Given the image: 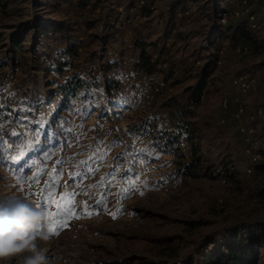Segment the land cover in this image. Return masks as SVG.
Returning a JSON list of instances; mask_svg holds the SVG:
<instances>
[{"label":"rangeland","instance_id":"rangeland-1","mask_svg":"<svg viewBox=\"0 0 264 264\" xmlns=\"http://www.w3.org/2000/svg\"><path fill=\"white\" fill-rule=\"evenodd\" d=\"M170 1L103 0L91 7L86 16L96 21L89 27L83 21L79 23L75 38L80 43L79 56L73 66L57 76L55 71L45 74L42 69L57 58L58 45L37 60L30 49L36 44V22L53 19L57 12L45 8L43 0H3L7 9L0 7V31L6 42L14 30L24 32L25 40L13 52L14 63L7 59V47H0V107L9 116L0 119V137L12 145L11 149L0 145V200L20 197L34 206L39 201V209L45 213L40 191L44 189L47 194L45 185L55 168L59 176L56 197L65 191L74 193L75 211L80 216L68 220L66 227L57 225L52 234L46 220L42 231L48 239L38 240V244L47 264H120L130 258L135 260L133 264H143L188 256L198 263L214 242L221 243L225 228L245 220L264 219V170L250 175L244 172L249 157L239 128L252 122L248 113L235 116L239 105H245L248 111L254 106L264 107V49L261 53L251 49L245 54L237 50L243 44L223 42L213 55L217 66L201 103L187 116L205 166L213 173L228 166L233 177L211 176L204 170L198 177L183 176L177 171L178 161L190 159V145L183 144L182 159L159 153L154 147L159 141L158 128H170L171 124L170 112L160 105L161 101L179 96L183 86L194 80L173 86L171 81H163L160 72L145 78L139 65L141 42H147V52L153 59L164 43L171 48V60L190 64L196 72L205 61L195 62L191 51L205 41L194 34L204 32L215 15L209 1L204 0L171 19ZM220 2L232 11L242 0ZM247 2L251 12L264 16V0ZM111 9L115 13L105 15ZM177 31L188 34V41L178 40L172 46ZM251 32L264 41L262 28ZM207 54L204 49L200 58ZM38 63L41 69L36 67ZM75 72L85 79V89L58 112L64 100L56 95L51 103L46 102V82L58 77L61 83L67 74ZM243 73L255 79V87L246 93L231 83L234 76ZM106 80L120 84L112 85L111 92L106 93ZM225 98L229 99L226 109L222 104ZM147 119L151 123L143 128ZM254 125L264 138L263 118ZM13 131L20 135L12 136ZM26 140H38V150L12 162L9 156L18 154L19 144ZM45 151L50 158H45ZM38 171L39 177L33 179ZM85 204L91 215L85 213ZM47 210L57 209L51 205ZM23 255L0 264H20Z\"/></svg>","mask_w":264,"mask_h":264},{"label":"trees","instance_id":"trees-1","mask_svg":"<svg viewBox=\"0 0 264 264\" xmlns=\"http://www.w3.org/2000/svg\"><path fill=\"white\" fill-rule=\"evenodd\" d=\"M102 1L43 0L42 4L45 8L51 9L52 13L57 12V14L53 19L44 18L36 22L35 27L38 29L37 37H35L36 44L31 46L30 49L34 54V60H37L41 54L50 53L54 44L58 45L57 58L54 62L47 63L45 68L42 69L45 74L55 71L57 76H59L67 71V66H73L74 59L79 56L78 47L80 43L75 39L80 31L81 26L79 23L83 21L88 27L92 26L96 20L88 18L86 12L98 3H102ZM203 1L171 0L168 3L170 18L174 19L179 11L182 13L187 11L191 4L199 5ZM208 1L214 9L215 15H212L204 32L194 34L195 37L201 35L205 41L203 45L196 46L191 51V56H196L195 62L205 61L196 72H193L194 70L190 64L171 60V48L164 43L158 47L156 59H153L152 55L147 52V42L142 41L139 65L144 76L151 77L155 72H160L163 74V81H171L173 86H182L185 82L191 79L194 80L187 86H183L179 96L164 98L161 101L160 105L168 108L170 112L169 122L171 124L170 128L166 126L158 128L159 141L154 143L155 149L159 153L174 154L178 159H182L185 158V154L181 150L182 146L183 144H189L190 159L178 161L180 166L177 171L180 174L198 177L201 171L204 170V173L211 176L223 174L233 177L228 166L223 165L214 173L210 172L211 170L207 168L208 166H205L203 156L200 155V146L195 142L196 134L189 124L187 116L193 114L195 107L201 103L209 78L217 66V58H214L213 55L220 51L223 42H229L231 45L243 44L251 47L255 53H261L264 49V41L251 32L246 17L231 18L227 25H223L219 20L218 13L226 8L221 6L220 0ZM0 7L3 11H6L7 4L0 0ZM62 7L65 8L61 9ZM111 13H115V10L105 11L107 16H112L113 14ZM166 27L169 29L168 32H171L172 28L169 25ZM24 34V32L14 30L9 35V42L7 43L4 33L0 31V47H7L5 53L7 59H11L12 63L15 62V54L13 52L22 47L25 40ZM188 37L189 35L184 32H175L172 46L178 40L188 41ZM204 49L208 50L207 57L200 58ZM1 65L2 63H0ZM36 67L41 69V64L38 63ZM94 77H96V74ZM150 82L152 85L155 84L153 80ZM97 83L99 84L100 81H97ZM119 84L120 82L117 80H106L103 88L106 93H110L112 85ZM46 85L48 87L46 102L51 103L56 95H61L64 100L57 109L59 112L66 107L64 105L68 103L69 99H73L79 94L82 95L86 81L78 72H75L67 74L61 83L58 82V77L48 79ZM6 113V110L0 107V119H9ZM150 123V119L144 120L143 128ZM256 170H264V167L257 166ZM222 237L221 243L217 244L214 242L212 250L209 251L207 249L198 263H196L193 256H188L183 260H148L144 261L143 264H264V219H250L232 224L224 229ZM134 261V259L130 258L120 264H133Z\"/></svg>","mask_w":264,"mask_h":264},{"label":"clouds","instance_id":"clouds-1","mask_svg":"<svg viewBox=\"0 0 264 264\" xmlns=\"http://www.w3.org/2000/svg\"><path fill=\"white\" fill-rule=\"evenodd\" d=\"M45 224V213L27 199L0 200V261L24 254L20 264H47L38 244L48 239L42 231Z\"/></svg>","mask_w":264,"mask_h":264},{"label":"built area","instance_id":"built-area-1","mask_svg":"<svg viewBox=\"0 0 264 264\" xmlns=\"http://www.w3.org/2000/svg\"><path fill=\"white\" fill-rule=\"evenodd\" d=\"M218 15L223 25H227L231 18L246 17L251 31H256L260 28L264 30V17L251 12L248 8L247 0H242L241 5L232 11L228 10V8L223 9ZM223 49L221 50L222 52ZM237 50L245 54L251 52V48L246 45L238 46ZM144 77L147 78L146 76ZM231 83L242 93H246L255 87V79L248 73L234 76L231 79ZM222 104L225 109L228 108L229 99L225 98ZM246 108L245 105L237 106L235 116L240 117L248 113V118L252 122L239 128L240 133L243 135V141L247 145L246 152L249 157V163L245 166L244 172L246 175H250L255 172L257 166L264 167V138L258 135L256 126L254 125V122L258 118H263L264 120V107L254 106L249 111Z\"/></svg>","mask_w":264,"mask_h":264},{"label":"snow or ice","instance_id":"snow-or-ice-1","mask_svg":"<svg viewBox=\"0 0 264 264\" xmlns=\"http://www.w3.org/2000/svg\"><path fill=\"white\" fill-rule=\"evenodd\" d=\"M3 125L0 124V131H2ZM12 136H19L20 134L13 131L11 133ZM0 145H7L8 149L12 148V145H8L7 141L3 139V137H0ZM39 148V141L37 140L35 143H33L31 140H26L24 143L19 144V151L16 155H10L9 159L12 162H17L22 160L25 156L29 154V152L37 151ZM2 154V153H0ZM45 158H50L47 151L43 153ZM59 163V162H58ZM81 164L87 163V161H81ZM20 171H23V168L20 169ZM89 171H92V169L89 168ZM40 175V172H36L33 176V179H37ZM50 175V182L46 183L45 188L48 190L47 194H45V190L41 189L40 194L43 197V200L45 202V219L48 220L49 226H48V232L50 234L54 233L56 230V226L60 225L61 227L67 226V221L72 218L79 219L80 216L76 213L75 207H74V193H69L65 191L63 194L60 195L59 198L56 197L55 193V186L59 183V176L56 173V169L53 168ZM72 176L79 175V173H73ZM141 195L143 193L141 192ZM51 205L56 206V211H50L47 210ZM36 208L41 207V203L37 201L35 203ZM84 211L88 215H91L90 212H88L87 205H84ZM58 234V233H56Z\"/></svg>","mask_w":264,"mask_h":264},{"label":"crops","instance_id":"crops-1","mask_svg":"<svg viewBox=\"0 0 264 264\" xmlns=\"http://www.w3.org/2000/svg\"><path fill=\"white\" fill-rule=\"evenodd\" d=\"M264 17V16H263Z\"/></svg>","mask_w":264,"mask_h":264}]
</instances>
